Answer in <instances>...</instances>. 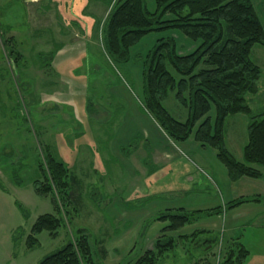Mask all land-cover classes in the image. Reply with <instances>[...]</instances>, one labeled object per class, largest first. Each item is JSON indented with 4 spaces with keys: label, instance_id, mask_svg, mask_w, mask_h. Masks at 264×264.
<instances>
[{
    "label": "rangeland",
    "instance_id": "1",
    "mask_svg": "<svg viewBox=\"0 0 264 264\" xmlns=\"http://www.w3.org/2000/svg\"><path fill=\"white\" fill-rule=\"evenodd\" d=\"M116 1L0 0V32L23 57L13 67L0 37V264H36L79 229L98 264H133L164 233L167 223L150 218L156 213L255 194L263 200L249 215L243 207L257 205L244 204L238 217L228 209L165 232L188 237L177 239L155 264H218L237 237L248 250L242 264H264V168L263 178L225 182L196 150L189 151L191 142H174L148 113L135 109L143 107L140 58L155 41L173 38L180 54L198 43L177 31L153 32L131 50L137 61L113 63L103 47V26ZM252 1L264 26V0ZM145 4L154 10V0ZM249 58L261 70L258 92L245 96L257 115L264 111V46L253 45ZM164 106L179 121L187 116L174 92ZM248 121L245 114L225 120V145L240 161ZM45 144L69 168L71 197L64 208L58 203L64 221L58 232L43 230L39 244L26 248L36 217L55 213L49 198L33 188ZM205 159L216 169L214 159ZM197 230L205 232L191 235Z\"/></svg>",
    "mask_w": 264,
    "mask_h": 264
},
{
    "label": "trees",
    "instance_id": "2",
    "mask_svg": "<svg viewBox=\"0 0 264 264\" xmlns=\"http://www.w3.org/2000/svg\"><path fill=\"white\" fill-rule=\"evenodd\" d=\"M154 4V10L150 11L145 0L116 1L103 26L106 54L115 64L137 61V54H132L131 50L153 32L177 31L188 40L197 42L195 49L180 54L173 38L159 37L140 58L143 109L174 142H184L192 137L201 146L214 150L230 182L242 177L262 178L264 111L252 115L245 98L246 94L258 92L257 83L261 76L259 66L249 58L251 48L255 44L264 46V26L253 1L154 0ZM2 44L12 66L16 67L23 57L14 49L13 39L3 36ZM169 92H174L176 102L187 109L183 121L174 118L164 106ZM236 114L249 117L241 161L228 150L224 138L225 120ZM41 152L36 162L39 174L33 180V188L39 196L49 198L55 213L36 217L24 241L26 248L39 244L37 236L43 230L50 235L58 232L64 224L58 203L64 208L71 197L73 178L69 168L48 144L43 145ZM262 200L261 195L255 194L207 209H166L156 213L150 218L167 223L164 233L153 241L152 249L145 251L133 264H155L158 255L175 248L177 239L188 237L171 236L165 232H175L200 218L221 214L244 203H261ZM17 205L23 209L20 203ZM201 232L205 231L197 230L191 235ZM231 246L218 264H242L248 250L238 237ZM36 264L98 263L93 258L88 235L79 229L63 246Z\"/></svg>",
    "mask_w": 264,
    "mask_h": 264
},
{
    "label": "crops",
    "instance_id": "3",
    "mask_svg": "<svg viewBox=\"0 0 264 264\" xmlns=\"http://www.w3.org/2000/svg\"><path fill=\"white\" fill-rule=\"evenodd\" d=\"M128 104H129V106H136L137 104L135 103V101L134 100H129V102H128ZM135 109L139 112V113H141L142 115H145L146 114V112L144 111V109H143V107H139L138 105L135 107ZM141 111V112H140ZM139 134L141 135L140 137H142V138H144V139H147L148 137H147V135H145V131L144 130H142V131H139ZM189 142H191L192 143V146H188L189 147V151L190 150H196V154H197V158H199V160H201L202 161V163L203 164H205V166L208 168V169H210L211 171H212V173L213 174H216V176H218L217 174H219L221 177H222V179H224L225 180V182H227L228 181V183L230 182L229 181V179H228V176H227V172H226V169H225V167L217 160V158H216V156H215V152H214V150H212L211 148H209L208 147V149H209V151H210V154L209 153H207V154H205L204 153V151H206L205 150V147L206 146H201L198 142H196L192 137L191 138H189L188 140H186V141H184V142H180V143H189ZM176 143H179V142H176ZM207 156H210L212 159H214L213 161H214V163L213 164H216L217 166H216V169H213L212 168V166L211 165H209L208 163H207V161H206V159L205 158H207ZM174 160V159H173ZM171 161H172V159H171ZM262 169V168H261ZM214 170H216V172L214 171ZM262 171V170H261ZM243 178V177H242ZM241 178V179H242ZM263 178V177H262ZM190 181H191V183H193V181H194V177H193V175H190L189 176V178H188ZM241 179H239L238 181H240ZM231 183V182H230ZM185 190H189V189H185ZM184 192H186V191H184ZM219 196H221V195H219ZM240 197V196H239ZM220 198V197H219ZM219 198H216L215 199V201H213V202H216L215 204H220V205H223V204H225L227 201H229V200H231L229 197H227V198H229V199H226V201H224L225 199H222V201H224V202H222V203H220L221 201H220V199ZM204 200V199H203ZM210 204H212V203H210ZM244 204H249V203H244ZM244 204H241V205H239V206H237V207H235V208H233V209H230V212H236V217H238V216H240V210L241 209H243V208H246L247 210H245V211H247V214L249 215L250 213H251V211H253L256 207H259V205L261 204V203H252V204H254V205H257V206H251V205H249V206H244L243 208H242V206L244 205ZM206 206H208V204H206V203H204V202H202V203H200V204H193L192 205V208H187L188 210H197V209H207V208H212V207H215L214 205H212V207L210 206V207H206ZM216 206H218V205H216ZM239 207H241V208H239ZM238 208V209H237ZM186 209V210H187ZM259 211H257V212H254L253 213V215L254 214H257ZM209 218H214V216H209L208 217V219ZM201 219V218H200ZM199 219V220H200Z\"/></svg>",
    "mask_w": 264,
    "mask_h": 264
}]
</instances>
